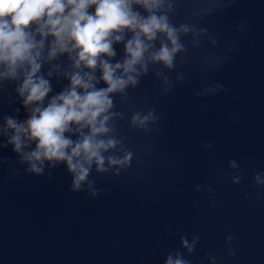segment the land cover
<instances>
[{
    "label": "clouds",
    "instance_id": "clouds-1",
    "mask_svg": "<svg viewBox=\"0 0 264 264\" xmlns=\"http://www.w3.org/2000/svg\"><path fill=\"white\" fill-rule=\"evenodd\" d=\"M171 7L169 0H0V85L15 82L26 111L23 120L0 116V149L11 146L25 172L35 176L64 165L71 191L96 198L100 189L89 178L93 169L104 174L117 167L118 175L132 159L131 152L112 154L123 143L114 134L119 115L114 95L138 85L149 63L174 67L176 54L184 50L180 33L189 29L170 22ZM117 44L123 45L119 58ZM65 54L73 69L63 73L69 83L50 96L52 85L42 68ZM220 90L226 89L217 84L213 91ZM152 116L136 113L132 121L143 124ZM230 167H238L235 160ZM260 176L254 175L253 187L264 184ZM233 239L229 235L226 242ZM198 241L181 236L180 250L167 253L163 264H190L182 249L192 254Z\"/></svg>",
    "mask_w": 264,
    "mask_h": 264
}]
</instances>
